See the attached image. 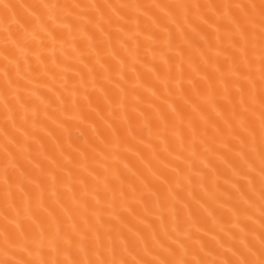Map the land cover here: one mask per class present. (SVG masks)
<instances>
[{
  "label": "bare ground",
  "instance_id": "bare-ground-1",
  "mask_svg": "<svg viewBox=\"0 0 264 264\" xmlns=\"http://www.w3.org/2000/svg\"><path fill=\"white\" fill-rule=\"evenodd\" d=\"M0 264H264V0H0Z\"/></svg>",
  "mask_w": 264,
  "mask_h": 264
}]
</instances>
